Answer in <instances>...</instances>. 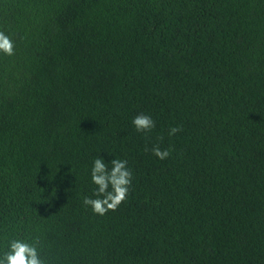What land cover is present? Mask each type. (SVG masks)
<instances>
[{"label": "trees", "instance_id": "16d2710c", "mask_svg": "<svg viewBox=\"0 0 264 264\" xmlns=\"http://www.w3.org/2000/svg\"><path fill=\"white\" fill-rule=\"evenodd\" d=\"M0 31V256L264 264V0H0ZM100 156L133 173L104 216Z\"/></svg>", "mask_w": 264, "mask_h": 264}, {"label": "clouds", "instance_id": "9594fccd", "mask_svg": "<svg viewBox=\"0 0 264 264\" xmlns=\"http://www.w3.org/2000/svg\"><path fill=\"white\" fill-rule=\"evenodd\" d=\"M0 53L11 57L15 55V42L4 31H0ZM137 132L149 133L155 127V122L150 115L137 114L133 120ZM182 131L180 126L170 127L168 135H174ZM148 150V149H146ZM151 152L163 160L170 156L168 148L161 149L159 145H153ZM127 160L113 158L111 167L103 157H97L93 161L90 176L96 188L91 197L83 198V205L99 216H104L109 211H115L127 200L133 173L127 166ZM0 264H45L34 243H28L23 239H12L8 242L7 251L0 256Z\"/></svg>", "mask_w": 264, "mask_h": 264}]
</instances>
